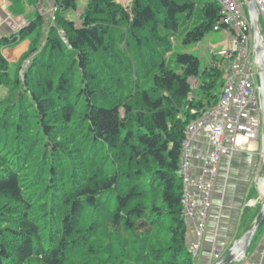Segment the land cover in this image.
<instances>
[{
	"label": "trees",
	"instance_id": "trees-1",
	"mask_svg": "<svg viewBox=\"0 0 264 264\" xmlns=\"http://www.w3.org/2000/svg\"><path fill=\"white\" fill-rule=\"evenodd\" d=\"M76 1L57 0L22 75L2 51L43 20L0 39V264H195L178 171L192 110L206 107L190 80L204 77L210 103L216 82L198 57L178 54L175 70L164 55L198 5L202 22L184 44L214 30L220 6L134 0L127 12L91 0L77 24L67 15Z\"/></svg>",
	"mask_w": 264,
	"mask_h": 264
},
{
	"label": "crops",
	"instance_id": "crops-1",
	"mask_svg": "<svg viewBox=\"0 0 264 264\" xmlns=\"http://www.w3.org/2000/svg\"><path fill=\"white\" fill-rule=\"evenodd\" d=\"M133 1L117 0L118 3L129 8H132ZM88 3L89 1H87V5ZM244 3L247 6L246 0ZM245 5L244 10L246 9ZM56 9L57 0H0V39L18 35L22 29L38 18L43 20V25L27 39L15 47L3 49V56L9 62L10 72L13 73L14 77L17 72L22 75L31 64L32 56L29 58H25V56L38 35H45V32L53 25ZM72 11L67 14L68 17H71ZM246 14L249 17L248 12ZM262 35H264L263 30ZM228 37L229 41H225V48L220 51L223 54L231 50L233 45L232 38ZM40 43L44 45L43 40ZM225 62L219 93L216 94L210 91L211 94L217 95L216 102L230 65L229 60ZM13 68L14 72H12ZM205 71L201 64V72ZM203 79V76L191 79L190 83L196 93L194 94L196 99L204 100L207 107L216 102H208L210 98L207 101L205 100L207 96L199 93L200 90H203ZM260 115L263 119V111ZM263 139V133H261L259 139L245 144V149L237 150L233 152L231 157L226 156L221 159L213 191L212 207L207 221V231L202 250L195 259V264H215L218 261L214 259L215 250H218L222 257L236 242L243 238L254 224L264 194V168L260 173L264 150ZM211 151L212 143L209 134L206 132L198 133L190 141V164L192 166L190 176L192 183L187 186L186 191L195 199L199 198L197 185L207 180V176L203 174V166ZM186 225L188 246L191 249L196 242V227L192 220H186ZM234 264H264V224L256 233L245 256Z\"/></svg>",
	"mask_w": 264,
	"mask_h": 264
},
{
	"label": "built area",
	"instance_id": "built-area-1",
	"mask_svg": "<svg viewBox=\"0 0 264 264\" xmlns=\"http://www.w3.org/2000/svg\"><path fill=\"white\" fill-rule=\"evenodd\" d=\"M216 2L220 6L221 19L213 31H222L232 37L230 52H224L230 65L217 102L205 107L201 113L196 109L192 110V114L198 115V118L185 130L178 171L184 185L183 216L186 220H192L196 227V242L190 249L194 260L199 256L205 239L221 159L245 149V144L259 139L261 133L264 137V122L260 115L262 104L258 83L259 63L253 50V33L244 10L245 3L241 0ZM253 2L258 8L260 19L264 21V0ZM75 22L81 24L82 15L78 14ZM262 44L264 46V35ZM200 132L209 134L212 151L203 166V174L207 176V180L197 185L199 198L195 199L187 193L186 188L192 183L190 141ZM220 258V252L215 250L214 259Z\"/></svg>",
	"mask_w": 264,
	"mask_h": 264
},
{
	"label": "rangeland",
	"instance_id": "rangeland-1",
	"mask_svg": "<svg viewBox=\"0 0 264 264\" xmlns=\"http://www.w3.org/2000/svg\"><path fill=\"white\" fill-rule=\"evenodd\" d=\"M87 1L91 0H77L76 4V10L71 12V17L73 20H76L77 18V13H82L84 11ZM245 2V0H241ZM245 11L247 12V6L245 5ZM125 9L127 12H131V8L125 6ZM202 8L201 5H198L194 18L190 20V22L180 30V32L175 35L174 37L171 38V44L172 48L171 51L168 52L167 54L164 55L165 58V63L168 67H171L172 69L179 70V67L176 64V56L178 54H191L193 56L198 57L201 60L202 67L205 68L206 70V78L205 80H208L211 82L214 80L216 82V87L212 89V93H219V86L221 85V79L223 75V64L228 61L227 55L224 53H221L223 48H225V41H229V37L222 31L220 32H215V31H210L205 35L203 40L200 43H191V44H184V38L186 34L200 25L202 22ZM80 24V23H78ZM261 27L263 30L264 34V21L261 20ZM232 38V37H231ZM41 40L45 41V35L42 34ZM120 47V46H119ZM126 48L125 44H121L120 49L124 51ZM227 51V50H226ZM230 52V50L228 51ZM14 68L12 72H14ZM218 73L221 74L217 75ZM13 76V73H11ZM217 75V76H216ZM144 78V77H143ZM143 78H138L139 80L142 81V85L145 87H150L152 85V79H143ZM145 84V85H144ZM194 94H196L194 92ZM7 95V90L5 87L0 88V98H3ZM208 98L206 97L205 100ZM210 101H213L212 98L209 99ZM264 176V172H263Z\"/></svg>",
	"mask_w": 264,
	"mask_h": 264
},
{
	"label": "water",
	"instance_id": "water-1",
	"mask_svg": "<svg viewBox=\"0 0 264 264\" xmlns=\"http://www.w3.org/2000/svg\"><path fill=\"white\" fill-rule=\"evenodd\" d=\"M247 12L251 23L253 33V49L258 59V70H259V87L261 104L263 111V122H264V46L262 44V28L260 22V15L257 6L253 0H246ZM264 168V159L261 163L260 173ZM264 224V199H261L258 216L250 228V230L243 236L241 240L236 242L233 247L226 252L215 264H234L242 259L248 249L250 248L256 233Z\"/></svg>",
	"mask_w": 264,
	"mask_h": 264
},
{
	"label": "bare ground",
	"instance_id": "bare-ground-1",
	"mask_svg": "<svg viewBox=\"0 0 264 264\" xmlns=\"http://www.w3.org/2000/svg\"><path fill=\"white\" fill-rule=\"evenodd\" d=\"M263 199H264V194H263Z\"/></svg>",
	"mask_w": 264,
	"mask_h": 264
}]
</instances>
